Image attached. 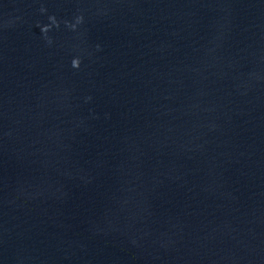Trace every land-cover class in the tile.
Listing matches in <instances>:
<instances>
[{
	"label": "water",
	"instance_id": "water-1",
	"mask_svg": "<svg viewBox=\"0 0 264 264\" xmlns=\"http://www.w3.org/2000/svg\"><path fill=\"white\" fill-rule=\"evenodd\" d=\"M0 264H264V61L0 0Z\"/></svg>",
	"mask_w": 264,
	"mask_h": 264
},
{
	"label": "clouds",
	"instance_id": "clouds-1",
	"mask_svg": "<svg viewBox=\"0 0 264 264\" xmlns=\"http://www.w3.org/2000/svg\"><path fill=\"white\" fill-rule=\"evenodd\" d=\"M52 19H53V22H55L54 18H52ZM43 31L46 33V32L48 31V28L45 27V28L43 29ZM49 43H51L50 40H49ZM79 63H80L79 59H74V60L72 61V66L78 68V67H79Z\"/></svg>",
	"mask_w": 264,
	"mask_h": 264
}]
</instances>
